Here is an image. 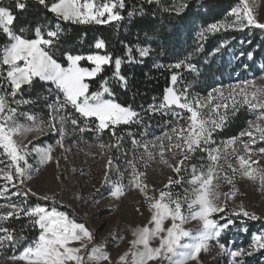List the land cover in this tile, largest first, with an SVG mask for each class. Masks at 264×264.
I'll return each instance as SVG.
<instances>
[{
	"label": "snow or ice",
	"instance_id": "6c2138e0",
	"mask_svg": "<svg viewBox=\"0 0 264 264\" xmlns=\"http://www.w3.org/2000/svg\"><path fill=\"white\" fill-rule=\"evenodd\" d=\"M148 2L151 3L152 0ZM37 3L47 8L58 20L80 24L118 21L122 17L114 9L124 8V0H53L50 4L47 0H37ZM26 7V0H16V9L22 10ZM186 7L187 4H181L176 9L177 13ZM131 15L132 13H129V16ZM230 15L235 17L231 23H213L203 31L248 26L264 29V21H260L254 14L252 0H238L237 5L230 10ZM102 17L106 18L101 19ZM15 22L13 8L0 4V33L8 40V43L0 48V78L7 81L9 88L7 92H0V149L10 160L6 166L7 170L0 169V177L9 182L18 181L20 185H24L25 181L31 178L32 167L27 159L28 145L17 137H23L33 131L47 130L59 136L56 145L63 147V140L67 133L66 125L69 122L73 131L77 129L80 132L86 129L97 132L109 130L115 136V126L141 121L140 114L131 106L122 105L111 98L113 93L108 87L107 79L101 82L98 90L91 89L90 81L103 70L104 65L113 63L111 54L85 56L65 52V66L56 58L57 45L63 34L59 24L50 26L46 30L37 27L34 38H28L23 35V28L19 31L15 30ZM95 48H105V42L98 40ZM138 51L143 57L148 55L150 49L145 47L139 48ZM247 55L251 58L252 53ZM132 59L131 48H129V60ZM81 61L90 62L94 66L84 67ZM121 63L120 58L114 60L116 69L114 76L126 88L127 78L119 72ZM175 67L180 68L181 62H178ZM187 67L189 70H195L194 65L189 64ZM37 80L51 85L56 92L52 102L46 105L49 109V117L46 121L31 113H18L17 108L12 107L18 93H21L25 86L32 87ZM171 81L174 84L177 76L173 75ZM228 88L229 97L226 99L232 101V114L239 111L241 107H246L257 115L255 121H248L247 129L219 144L213 139V133L224 127L228 113L220 115L218 110L221 107L227 109L228 105L201 103L199 98L189 95L187 88L176 90L169 87L165 90L163 101L159 106H149L152 112L161 110H164L165 114L171 112L177 120H186V123L172 126L169 131L163 132L150 141L133 140L134 146L142 149L139 152V159L146 157L152 160L159 155L160 162L171 167L178 175L183 170L182 165L185 160L198 150L207 152L208 163L202 165L199 172L195 165L192 166V177L188 181L192 185L191 196H185L182 202L178 194L169 190L172 184L180 183L179 179L174 181L170 177L168 184L164 186L166 190H161L158 197L149 195V188L144 179L145 174L137 171L133 160L127 161L131 168L129 184L144 194L152 214L148 224L133 230L134 239L130 241L131 247L119 257L116 264H150V262L151 264H165V262L188 264L189 261L198 260L201 252H207L210 242L213 241L221 252L230 257L229 264H244L245 256H252L254 252L264 250V231L253 234L247 249L227 248L220 242V238L235 222L229 216H221L219 220L214 218V214L224 211V205L220 203L221 179L233 185L231 193L224 194L228 198L235 196L238 191L233 183L237 173L248 180H259L261 187L264 188V165L260 164V159H264V147L259 149L252 147L257 140L264 142V86L256 87L253 81L229 85ZM220 96L223 98L222 92ZM209 99H211V93ZM29 102L24 100L20 103ZM69 107L84 118L85 127H79L80 122L68 111ZM175 109H180L182 112H177ZM183 112L188 115L185 117ZM214 115H218V119L213 118ZM19 116L25 117L26 121L31 123H21ZM88 121H91L94 127H88ZM245 136L248 137V141L243 139ZM212 145L215 147H211ZM99 147L105 149L118 147V145L101 143ZM33 151L36 152L41 164L55 162L59 166V161L52 154L53 145L36 147ZM166 151L173 157L182 155L183 159L175 165L170 164L164 155ZM136 155L134 152L133 156L136 157ZM254 156L256 158H253ZM111 166L112 158L110 157L108 167L111 168ZM221 172H223L222 177ZM15 186L13 184V187ZM125 188L122 182H113L110 190L111 197L119 200L125 195ZM30 191L28 189L23 195L26 196ZM6 192L7 187L0 191V197H3ZM13 195H20V193H13ZM43 199L50 200L53 206L51 208L40 205L23 207L8 204L7 207L11 210L6 213L0 212V221L24 215L29 218L33 226H38L40 230L34 241L29 243L18 256H12L10 259L25 261L26 264H102L103 261L113 264L104 250L105 245L92 243L93 233L85 223L78 222L69 213L58 210L54 195L52 197L45 195ZM184 202H187V215L182 211ZM3 207L5 205H0V209ZM241 214L252 220L261 219L242 206L239 211L232 212L234 216ZM192 220L198 221L200 226L195 230L185 228L184 225ZM166 221H170V224L166 225ZM0 231L9 233L8 239L14 238L7 228L0 227ZM157 239L158 246H152V241ZM89 244H92L90 251Z\"/></svg>",
	"mask_w": 264,
	"mask_h": 264
},
{
	"label": "rangeland",
	"instance_id": "374dc122",
	"mask_svg": "<svg viewBox=\"0 0 264 264\" xmlns=\"http://www.w3.org/2000/svg\"><path fill=\"white\" fill-rule=\"evenodd\" d=\"M154 1L157 0H152V2ZM206 1L159 0V3L162 9L171 14L173 18L178 19L181 17L179 25L186 18L191 28L190 41L184 56L175 58L165 65L167 69L173 71L171 77L173 75L177 76V81L174 84L170 80L169 87H173L176 90L187 88L189 95L199 98L201 103L228 105L227 109L221 107L218 110L220 115H223L225 112L228 113L224 127L217 129L213 133V139L219 144V142L237 136L241 131L247 129L248 121L256 120V113L249 111L246 107H241L235 114L238 113L239 118L242 119V128L234 135H229L232 130L230 132L224 131L227 127L226 122L230 119L229 117L234 115L232 114V101L231 99H226L229 97L228 86L253 81L256 87L264 86V52L258 53L259 51L257 50L261 43H258L256 46H248L250 36L255 37L257 35L259 39L263 40L264 29L248 26L244 28H220L218 31H203L211 25V23L204 25V19L200 17V11L204 12ZM230 1H232V9L237 5L238 0ZM252 2L254 14L260 21H264V0H252ZM181 4H187V7L177 13L176 9ZM230 10L219 21L214 23H231L235 20V17L230 15ZM114 11L119 12L120 8L114 9ZM105 18L102 17L101 19ZM202 31L203 35H201ZM180 36L184 35L180 34ZM4 45H0L1 48ZM148 48L150 49V46ZM103 49H97L98 51L89 54L106 55L102 52ZM151 49H153L154 53L163 54V49L161 48L156 47ZM248 53H252L251 58L247 55ZM178 62H181L180 68L175 67ZM86 63L87 66L84 67L94 66L90 62L86 61ZM189 64L194 65L195 70H189L187 67ZM4 67L6 68V66ZM7 86V81L0 78V92H6ZM45 89L46 92L41 93V102L35 104V106H31L28 103H20L24 100L17 95L16 102L12 103V107H16L18 113H31L46 121L49 117V109L46 105L52 102L56 92L49 84ZM214 89L219 91L214 92ZM221 92L223 93V98L220 96ZM210 93L211 99H209ZM164 95L165 92L163 97ZM163 97L157 103H150L148 109L150 105L159 106L163 101ZM205 110L208 111V109ZM175 111L182 112L180 109H175ZM150 113L153 112L150 111ZM154 113L161 115L163 126L154 128L146 136L137 140L131 137L128 145L126 142L120 141L112 144L110 140L99 141V138L91 139L93 131L87 129L84 132H80L78 129L73 131L70 122L66 125L67 133L63 140V147L56 145V140L59 139V136L47 130L44 132L33 131L25 134L23 137H17V139H22L25 145H28L26 151L29 153L27 157L28 163L32 167L31 178L26 180L24 185H20L18 181L9 182L0 177V191L7 187L5 195L0 197V205H5V207L0 209V212L6 213L10 211L11 209L7 207L8 204H17L23 207L40 205L51 208L52 206L32 203L28 194L33 195L35 193L34 196L41 199L45 195L49 197L54 195L58 206L70 209L75 216L82 219V221L78 222L85 223L92 231L94 237L92 243L104 244V250L110 256L113 264H116L119 261V257L131 247L130 241L134 239L132 235L133 230L139 226L148 224L152 214L149 202L146 200L144 194L129 184L131 168L127 161L133 160L137 166V171L145 174L144 179L149 188V195L158 197L161 190H166L164 186L168 184L170 177L174 181L179 179L180 183L172 184L169 190L174 194H178L182 202L185 196H191L190 189L192 185L188 181L192 177V166L195 165L197 172H199L200 167L208 163L207 152L198 150L185 160L182 165L183 170L178 175L171 167L160 162L159 155H156L152 160H148L146 157L139 159V152L142 149H137L133 144V140L150 141L154 137L160 136L163 132L169 131L172 126L186 123V120H177L171 112L165 114V111L161 110ZM183 115L186 117L188 114L183 112ZM213 118L218 119V115H214ZM18 119L21 123H31L30 121H26L23 116H19ZM79 122V127H85L84 120ZM92 125V123L88 122V127H93ZM243 139L248 141L247 136ZM101 143L118 145V147L101 149L99 147ZM48 145L54 146L52 154L59 161V166L55 162L41 164L36 152L33 151L36 147H46ZM211 147H215V145ZM252 147L254 149L264 147V142L257 140ZM134 152L137 154L136 157L133 156ZM164 155L169 160V163L173 165L183 159L182 155L173 157L168 151ZM110 157L112 158L111 168L108 167ZM253 158L256 157L254 156ZM9 163V158L0 149V169L7 170L6 166ZM260 164L264 165V159H260ZM117 168H119V171H117ZM220 175L222 177L223 172ZM57 177H60V179H57ZM116 181H120L126 186L125 195L119 200L110 195L112 183ZM213 182L215 183L216 181L214 180ZM233 183L235 189L238 191H236L235 196L228 198L224 194L231 193L233 185L221 179L219 188V192L221 193L220 203L224 205V211L220 212V215L217 217L215 215L219 213L214 214V218L219 220L221 216H229L234 222L237 219L239 222H235L234 225L230 226L229 230L222 234L220 242L224 243L229 249L238 247L247 249L252 241L253 234L264 231V226H258L250 235L248 241L243 238V233L246 231L245 222H264V188L261 187L259 180L252 181L242 178L239 173L234 176ZM13 184L16 186L13 187ZM28 189L31 191L26 196L23 195ZM17 192L20 195H13V193ZM241 206L250 213H255L261 219L252 220L244 217L242 214L239 216L232 215V212L234 210L239 211ZM58 210L61 209L58 208ZM182 211L187 215V202L183 203ZM165 223L166 225L170 224V221H166ZM6 224V220L0 221V227L6 228ZM199 226V222L195 220L184 225L185 228L191 230H195ZM35 227L38 231L37 236L31 235V238L28 240H22V238L15 236L11 231L9 232H11L14 238L8 239L9 233L0 231V264H26L25 261H14L10 257L18 256L29 243L38 237L40 230L38 226ZM158 243V239L154 240L152 241V246H158ZM91 247L92 244H89V251ZM260 251L254 252L252 256H245L243 258L244 264H257L256 259L262 261L261 256H257ZM229 261L230 257L226 253L221 252L218 245L213 241L210 242L207 252H201L198 260L189 261L188 264H229ZM102 264H109V262L103 261Z\"/></svg>",
	"mask_w": 264,
	"mask_h": 264
},
{
	"label": "trees",
	"instance_id": "16d2710c",
	"mask_svg": "<svg viewBox=\"0 0 264 264\" xmlns=\"http://www.w3.org/2000/svg\"><path fill=\"white\" fill-rule=\"evenodd\" d=\"M15 2L16 0H0V4L13 8L16 16L15 30L19 31L23 28V35L26 37L34 38V31L37 27L46 30L50 26L59 24L63 34L57 45L56 58L64 65H66L65 52H71L73 55H86L98 51L95 48V43L98 40L105 42V48L102 52L111 54L113 63L104 66L103 70L90 81L91 89L93 91L98 90L101 82L107 79L113 98L122 105L131 106L136 110L140 114L141 122L121 124L115 127V136L109 130L93 131L91 139L110 140L112 144L120 141L126 142L128 145L131 137L137 140L146 136L154 128L163 126L161 115L154 112L150 113L148 105L152 102H159L169 87L173 71L167 69L165 65L175 58L184 56L188 48L191 28L186 18L179 25L181 17L173 18L171 14L162 9L161 4L157 1L149 3L148 0H124V8L119 11L122 19L110 23L80 24L58 20L47 8L38 4L37 0H26L27 7L22 10L15 8ZM47 2L50 4L53 0H47ZM231 4L232 1L230 0H207L204 12L200 11L204 25L219 21L229 12ZM129 13L132 15L129 16ZM180 34L184 36H180ZM249 40L248 46H256L261 43L257 50L258 53L264 52V37L262 40L255 35V37L250 36ZM6 43V36L0 33V45ZM146 46H150V53L141 57L138 48H145ZM156 47L163 49V56L157 52L154 53L151 49ZM129 48H131L132 60H129ZM156 50L158 51V49ZM116 58H120L122 61L119 72L120 75L127 78L126 88L114 76V60ZM81 65L87 66L86 61H81ZM47 85L37 80L32 87L25 86L22 92L18 93V96L22 100L30 101L29 105L35 106L41 102V93L46 92L45 87ZM7 91L9 88H6ZM69 111L79 121L84 120L73 109L70 108ZM229 118L224 131L230 132L232 130L229 135H234L242 128V119L239 118L238 113ZM88 122L92 123L91 121ZM92 126L94 127V125ZM28 196L32 203L53 206L51 201L43 200L32 194H28ZM55 206L69 213L77 221H82L70 209L58 206V204ZM219 215L220 213L215 216ZM235 220V222H239L237 219ZM6 223L5 227L22 240H28L31 235L37 236L38 234L36 227L24 215L19 218L11 217L6 220ZM244 225L246 231L243 233V238L248 241L256 227L264 226V222L247 221ZM259 255L262 261L256 259L257 264H264V250H261L257 256Z\"/></svg>",
	"mask_w": 264,
	"mask_h": 264
}]
</instances>
